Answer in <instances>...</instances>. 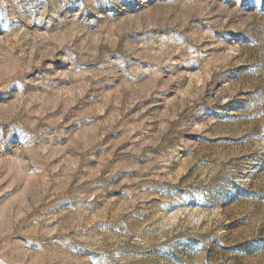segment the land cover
<instances>
[{"label": "rangeland", "instance_id": "1", "mask_svg": "<svg viewBox=\"0 0 264 264\" xmlns=\"http://www.w3.org/2000/svg\"><path fill=\"white\" fill-rule=\"evenodd\" d=\"M0 264H264V0H0Z\"/></svg>", "mask_w": 264, "mask_h": 264}]
</instances>
